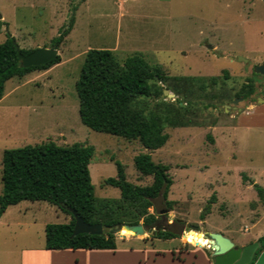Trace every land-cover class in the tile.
I'll use <instances>...</instances> for the list:
<instances>
[{"label":"rangeland","instance_id":"rangeland-1","mask_svg":"<svg viewBox=\"0 0 264 264\" xmlns=\"http://www.w3.org/2000/svg\"><path fill=\"white\" fill-rule=\"evenodd\" d=\"M73 15V28L59 45L61 60L6 82L0 99V194L5 149L79 142L95 148L89 167L95 196L103 201L121 196L118 187L105 184L117 175V162L138 185L151 184L153 177L139 172L136 155L150 153L168 165L174 180L168 198L174 204L159 225L184 223L175 239L155 238L149 231L115 234L116 257L92 256L91 264H184L187 256L179 260V252L198 246L189 238L194 231L237 227L224 232L230 238L247 228L253 233L264 204L258 189L248 186L252 177L264 186V74L255 71L264 64V0H0V43L12 35L21 48L53 47ZM91 48H109L121 62L139 54L175 76L161 85L176 99L161 95L151 105L165 103L166 113L180 111L189 125H167L169 139L155 150L86 126L76 82ZM183 76L194 79H177ZM186 87L194 94L187 96ZM251 87L254 92L246 97ZM250 107L249 114L242 112ZM70 220L45 200L10 205L0 217V264L61 260V254L45 249V227Z\"/></svg>","mask_w":264,"mask_h":264},{"label":"trees","instance_id":"trees-1","mask_svg":"<svg viewBox=\"0 0 264 264\" xmlns=\"http://www.w3.org/2000/svg\"><path fill=\"white\" fill-rule=\"evenodd\" d=\"M75 22L73 15L68 26L53 40L52 45H60L70 34ZM9 35L0 43V99L5 94L6 82L15 77H24L32 71L53 66L61 60L59 55L45 64L24 67L20 53L29 54L34 49L21 48ZM175 76H169L161 65L153 66L142 55L128 56L124 62L117 59L109 48H91L87 51L81 67L76 89L79 96V113L82 122L93 130L139 140L150 150L164 146L168 139L167 125L174 127L189 125L182 121L180 111L168 110L165 103L157 101L152 108L151 100L163 95L161 83ZM189 81L194 77H177ZM196 79V78H195ZM217 83V77L210 78ZM186 95L194 94L188 87ZM254 92L250 88L246 97ZM178 93V92H177ZM212 139V135H209ZM95 148L76 142L60 145L55 141L5 149L3 153L2 181L0 194V217L10 205L23 200H45L55 204L71 220L65 223H47L46 249H116V236L106 234H74L75 210L91 224L103 223L115 226L119 223L138 224L143 219L144 226L151 230L158 225L166 212L173 209L174 201L169 200L170 187L174 180L169 166L154 161L150 153L135 156L136 168L143 175L153 177V182L138 185L127 179L125 166L117 162L118 173L105 179V184L118 187L119 199L100 200L95 196L91 179L90 163ZM261 197L264 188L255 184ZM154 207V212L149 209ZM204 216V215H203ZM183 221L176 219L167 229L153 232L152 237L174 239L179 237ZM194 242L207 245L200 231L189 235ZM264 249V235L258 239ZM182 251L188 250L185 245ZM209 255L211 251L208 250Z\"/></svg>","mask_w":264,"mask_h":264},{"label":"water","instance_id":"water-1","mask_svg":"<svg viewBox=\"0 0 264 264\" xmlns=\"http://www.w3.org/2000/svg\"><path fill=\"white\" fill-rule=\"evenodd\" d=\"M14 43H17V41L14 40ZM19 56L22 66H38L56 59L59 56V45H54L53 47H40L26 55L20 53ZM241 59L244 58L241 57ZM255 71L264 74V64L257 65ZM163 95L175 99L177 97L175 93L169 91L167 88H164ZM237 102L238 99L234 101V103ZM229 107V105H226V108ZM73 214L76 217L74 234H106L110 231L120 236L147 234V228L142 222L138 224L119 223L115 226L106 227L103 223H87L75 210H73ZM159 229V225H154L151 228V235L154 230L156 231ZM165 229H167V227H165ZM190 230V228H187L185 232H189ZM124 231L128 233H124ZM200 233L203 235L204 239L208 240L207 246L213 253V264H264V249L258 241L239 246L232 238L220 231H205L204 233ZM197 245L202 246V244L198 242Z\"/></svg>","mask_w":264,"mask_h":264},{"label":"crops","instance_id":"crops-1","mask_svg":"<svg viewBox=\"0 0 264 264\" xmlns=\"http://www.w3.org/2000/svg\"><path fill=\"white\" fill-rule=\"evenodd\" d=\"M250 110H251V107L249 110L242 111V112L249 114ZM255 184H258L257 179L252 177L250 184H248V186H255ZM261 187L264 188L263 185H261ZM261 204H262L261 205V217H259L255 222H252L253 233H251V230H249V228H247V231L243 232L242 236L235 235V237L232 238L239 246L246 245V244L253 242V241H258V239L264 235V204L263 203H261ZM239 214L237 215V217H239V219H241V222H246L247 221L246 215H244L242 217V213H239ZM218 229L219 230H217V231H220L223 234H225L224 232L232 233L235 229H237V227L229 228V229L228 228L224 229V228L220 227ZM148 231L151 234V230L147 229V234H148ZM116 249H118V248H116ZM46 250L51 252V253L54 252L55 254H59V255L61 254L62 255L61 260H59V261L55 260L56 264H91V262H89V261L92 260V258H91L92 256L100 257V255L106 254L110 257L115 258L117 255L115 249H85V248L72 249V248H66V249H46ZM208 250L211 251L207 245L193 246L190 250H187L185 252L180 251L179 252L180 253L179 260L182 259V257H183L182 255H185V256H187L186 259L184 261L182 260L184 264H213V253L211 251V255H209ZM65 259H68L69 261L66 262ZM55 261L52 264H55Z\"/></svg>","mask_w":264,"mask_h":264},{"label":"bare ground","instance_id":"bare-ground-1","mask_svg":"<svg viewBox=\"0 0 264 264\" xmlns=\"http://www.w3.org/2000/svg\"><path fill=\"white\" fill-rule=\"evenodd\" d=\"M124 233H128V232L124 231Z\"/></svg>","mask_w":264,"mask_h":264},{"label":"flooded vegetation","instance_id":"flooded-vegetation-1","mask_svg":"<svg viewBox=\"0 0 264 264\" xmlns=\"http://www.w3.org/2000/svg\"><path fill=\"white\" fill-rule=\"evenodd\" d=\"M159 225V224H158ZM160 226V225H159Z\"/></svg>","mask_w":264,"mask_h":264}]
</instances>
